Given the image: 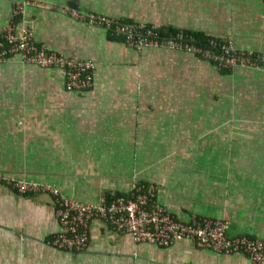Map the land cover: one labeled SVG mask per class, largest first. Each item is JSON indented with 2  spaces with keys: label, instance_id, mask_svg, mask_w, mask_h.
<instances>
[{
  "label": "crops",
  "instance_id": "crops-1",
  "mask_svg": "<svg viewBox=\"0 0 264 264\" xmlns=\"http://www.w3.org/2000/svg\"><path fill=\"white\" fill-rule=\"evenodd\" d=\"M23 0H0V30ZM14 18L37 44L94 63L91 84L65 91L56 69L0 61V172L52 184L84 202L132 179L177 219H224L227 234L264 238V68L218 69L163 47L135 50L66 11L229 37L264 52L258 0H29ZM183 129H186L182 132ZM50 196L0 184V264H249L178 240L135 242L91 220L85 247L49 243Z\"/></svg>",
  "mask_w": 264,
  "mask_h": 264
},
{
  "label": "built area",
  "instance_id": "built-area-1",
  "mask_svg": "<svg viewBox=\"0 0 264 264\" xmlns=\"http://www.w3.org/2000/svg\"><path fill=\"white\" fill-rule=\"evenodd\" d=\"M264 12V0H258ZM23 0L11 9V18L0 30V61L17 58L41 68L59 71L65 91H83L91 84L94 63L91 59H77L35 43L32 33L24 23L13 19ZM73 18L92 26L102 27L108 36L119 37L128 47H163L192 54L211 62L218 69L234 66L254 69L264 68V52L236 49L229 37L206 36L203 42L193 41L184 29L174 33L160 32L155 26L112 18L91 12L81 14L66 11ZM0 184L18 194L43 193L50 196L58 228L51 236L50 245L56 249L79 251L86 245L91 220H99L110 231L126 233L135 242H146L156 247L168 248L178 240H190L199 248L220 254H243L249 264H264V238L244 234L228 235V222L224 219H177L163 205L154 200V185L137 178L130 181L125 193L101 194L95 202L68 198L50 183L23 176H6L0 172Z\"/></svg>",
  "mask_w": 264,
  "mask_h": 264
},
{
  "label": "trees",
  "instance_id": "trees-1",
  "mask_svg": "<svg viewBox=\"0 0 264 264\" xmlns=\"http://www.w3.org/2000/svg\"><path fill=\"white\" fill-rule=\"evenodd\" d=\"M14 19V18H13ZM147 24V23H146ZM156 29L157 30H159L160 32H166V33H174L175 31H176V29L175 28H163V27H156ZM185 31H187L189 34H190V36H191V38H192V40L193 41H196V42H198V43H201V42H203L204 41V39L206 38V36L205 35H203V34H201V33H199V32H194V31H190V30H186V29H184ZM108 37H110V38H114V39H119L120 40V38L119 37H112V36H108ZM209 62V61H208ZM211 63V62H210ZM26 195H29V193H26ZM114 195V194H113ZM104 196L107 198L108 197V195H106V194H104Z\"/></svg>",
  "mask_w": 264,
  "mask_h": 264
},
{
  "label": "rangeland",
  "instance_id": "rangeland-1",
  "mask_svg": "<svg viewBox=\"0 0 264 264\" xmlns=\"http://www.w3.org/2000/svg\"><path fill=\"white\" fill-rule=\"evenodd\" d=\"M185 130H186V129H183L182 132L185 131Z\"/></svg>",
  "mask_w": 264,
  "mask_h": 264
}]
</instances>
